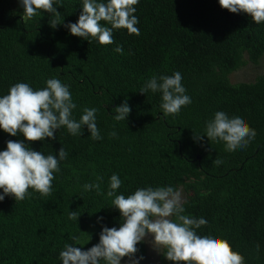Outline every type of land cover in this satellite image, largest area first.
<instances>
[{
	"label": "trees",
	"instance_id": "obj_1",
	"mask_svg": "<svg viewBox=\"0 0 264 264\" xmlns=\"http://www.w3.org/2000/svg\"><path fill=\"white\" fill-rule=\"evenodd\" d=\"M82 4L54 0L61 24L53 29L52 14L37 10L28 18L20 0H0V97L16 83L39 90L48 79H59L77 105L72 118L79 121L84 108H96L103 137L92 140L87 126L75 136L62 127L55 139L29 143L0 128V151L12 140L57 159L62 147L67 153L53 173L49 195L29 188L23 201L12 196L0 201V264H63L59 254L65 244L87 251L99 243L104 227L119 228L121 213L107 196L114 174L122 182L116 194L125 197L147 187L183 191V214L207 220L198 235L228 240L244 264H264V74L250 83L229 80L264 55V22L231 13L219 0H139L134 15L140 35L113 29L114 43L101 45L66 27L78 22ZM117 45L123 54L114 51ZM177 71L191 103L165 117L162 94L140 89L153 76ZM126 99L131 112L116 121L114 109ZM217 111L243 117L255 139L236 151L206 136L194 139L206 134ZM217 157L220 165L213 164ZM89 183H99V190L86 191ZM71 211L77 219H69ZM137 248L134 258L144 257L145 244ZM165 252L162 248L156 264H175Z\"/></svg>",
	"mask_w": 264,
	"mask_h": 264
},
{
	"label": "clouds",
	"instance_id": "obj_2",
	"mask_svg": "<svg viewBox=\"0 0 264 264\" xmlns=\"http://www.w3.org/2000/svg\"><path fill=\"white\" fill-rule=\"evenodd\" d=\"M24 16L31 18L37 10L52 14L50 26L55 29L60 25L61 13L54 7V0H20ZM139 0H83L82 14L77 23L66 27L71 35L88 40L89 37L98 40L101 45L113 44V29H126L129 35H140L136 25L138 17L134 15ZM223 9L231 13H246L256 24L264 22V0H219ZM101 21L111 27L102 26ZM89 41V40H88ZM115 52L123 54V46L117 45ZM182 75L179 71L171 76H153L140 89L141 94L149 90L162 94L160 105L164 116L178 114L182 106L191 103L190 96L182 86ZM77 105L73 103L69 88L59 79L46 81V87L34 90L28 83H16L9 93L0 97V128L11 136L18 133L29 142L43 141L46 138L55 139L57 129L66 127L72 135H82V129L87 126L92 140H102L96 124V108H84L79 121L72 118V111ZM116 121L127 119L131 112L127 99L116 107ZM205 135H196L194 139L207 137L210 141L219 140L225 143L226 151H236L247 147L255 139L256 131L248 126L243 117H229L223 111H217L214 118L206 124ZM115 132L110 136L115 137ZM67 158L62 147L59 158L55 155H45L35 151L23 142L9 140L7 149L0 151V201L5 196H12L16 201H23L32 188L43 196L51 193L54 172H59V162ZM218 157L213 164L220 165ZM97 177V180H102ZM118 175H112L109 181L107 196L113 198L112 207L118 209L122 216L119 228L104 227L99 243L87 251L74 244H65L59 258L63 264H121L128 257L131 264H139L133 259L138 252L137 245L146 237L153 248L159 251L166 249L164 256L175 264H244V257L233 251L226 239L214 237L211 234L198 235L196 229L207 224L203 217L195 218L183 214L181 192L169 187L139 188L133 194L125 197L116 194L121 186ZM84 189L99 190V183L85 184ZM175 217V220L170 219ZM70 220L77 219V211L70 213ZM75 244L79 237L71 236ZM257 252L259 245H256ZM144 259L143 256L139 258Z\"/></svg>",
	"mask_w": 264,
	"mask_h": 264
},
{
	"label": "rangeland",
	"instance_id": "obj_3",
	"mask_svg": "<svg viewBox=\"0 0 264 264\" xmlns=\"http://www.w3.org/2000/svg\"><path fill=\"white\" fill-rule=\"evenodd\" d=\"M264 74V55L260 58L258 64L253 65L248 63L246 66L234 71L229 75V80L232 84H239V83H250L252 82L257 76ZM181 198L182 202L185 199V194L181 191ZM154 238L149 236L146 237L143 243L145 244L146 254L144 259L140 260L139 258H133L135 260H139V264H156L158 263L159 256L161 254V249L159 251L155 250L150 243ZM121 264H131L129 259L121 261Z\"/></svg>",
	"mask_w": 264,
	"mask_h": 264
}]
</instances>
